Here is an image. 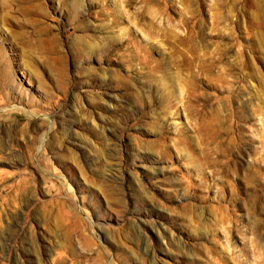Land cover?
I'll use <instances>...</instances> for the list:
<instances>
[{
  "label": "rangeland",
  "instance_id": "rangeland-1",
  "mask_svg": "<svg viewBox=\"0 0 264 264\" xmlns=\"http://www.w3.org/2000/svg\"><path fill=\"white\" fill-rule=\"evenodd\" d=\"M0 264H264V0H0Z\"/></svg>",
  "mask_w": 264,
  "mask_h": 264
}]
</instances>
